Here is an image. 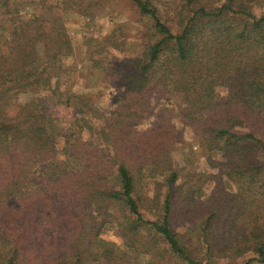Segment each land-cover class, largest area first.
<instances>
[{
	"label": "trees",
	"instance_id": "obj_1",
	"mask_svg": "<svg viewBox=\"0 0 264 264\" xmlns=\"http://www.w3.org/2000/svg\"><path fill=\"white\" fill-rule=\"evenodd\" d=\"M128 1L143 25L129 43L99 41L106 56V45L132 55L104 60L118 96L92 121L99 104L65 78V16L114 19L117 5L0 0V264H102L115 229L138 264H162L165 250L187 264H264V0ZM46 105L72 118L53 127ZM174 108L210 169L185 182ZM202 178L220 187L206 194ZM189 215L201 245L176 229Z\"/></svg>",
	"mask_w": 264,
	"mask_h": 264
},
{
	"label": "rangeland",
	"instance_id": "obj_2",
	"mask_svg": "<svg viewBox=\"0 0 264 264\" xmlns=\"http://www.w3.org/2000/svg\"><path fill=\"white\" fill-rule=\"evenodd\" d=\"M112 3L117 5L119 9V13L116 16H113L114 19L107 16H100L90 21L86 17L72 13L66 15L64 21L65 31L70 37L73 50L72 55L64 59L68 67V75H70L65 78L67 84L70 83L72 89L91 95L99 104L101 109L100 113L91 117L92 121H97L96 118L98 115H106L111 112L118 96V93L114 88L116 76L110 73L108 74L107 69H105L106 59L115 56L119 61L123 59V57L132 55L131 50L126 51V48H128L127 45H122L123 47L119 50L106 45L104 47L105 51H107L106 56L105 53H100V47H98L99 41H101L105 34H111L113 35L114 40L118 42L123 41L124 44L129 43L135 38L137 31L143 25L142 23L139 24L137 22L138 14L128 0H112ZM26 10L29 11L30 8H27ZM255 13L257 16H264V9H257L255 10ZM121 23H123L122 26ZM65 78L63 77V79ZM217 94L225 96L226 91L223 87H218ZM27 97L28 96L26 95L20 96L21 99H26ZM175 104L176 101H174V105ZM46 106L47 110L52 113V117L54 118L51 122L53 127H63L64 123H67V121L72 118L73 114L71 110L65 106ZM158 108H160V106H158ZM175 110L176 114H172L173 123L176 127L183 129L184 131L181 130L182 140L175 145L172 156L175 167L181 170L180 179L185 182L184 180L187 179V174L197 173L198 175L201 172L209 173L210 169L208 168L206 161L207 152L205 147L202 146L198 138L186 130L184 125L180 122L178 115L181 109ZM147 126V123H143L137 128L138 130H141ZM193 178L194 181H196L198 176ZM201 180L206 194H209L212 188L220 187L218 181H206L204 183V178ZM143 215L144 218L148 220L159 218L158 215L150 214L146 211L143 212ZM190 217L191 215L182 216V218L176 222V229L185 238L184 242L186 245L193 247L201 245L202 241H198L197 229L195 230L194 228L197 222H194ZM116 233H119L116 229L110 230L102 236L106 241L112 242V246H114L112 249L118 247L112 252L113 259H110V261H102V259H100L102 264H118L120 261H122L123 264H138L140 259L141 261H147L142 256L138 257L135 252L128 250L123 244L124 239ZM147 233V231L141 230L140 236H138V241H158L156 246L163 248L164 245L160 242L161 239L154 236L153 233L150 234V236H148ZM138 244L141 243L138 242ZM201 255L202 253L198 254V257H202ZM242 262L243 259H239L237 264H242ZM161 263L187 264L186 261L177 257V255L175 256L166 252V250L164 252V259Z\"/></svg>",
	"mask_w": 264,
	"mask_h": 264
}]
</instances>
